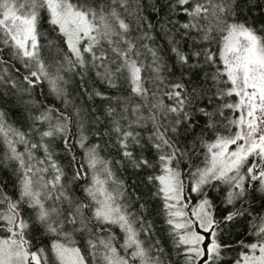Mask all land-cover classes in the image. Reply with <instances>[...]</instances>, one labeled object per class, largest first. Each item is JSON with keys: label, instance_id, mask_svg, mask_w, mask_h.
<instances>
[{"label": "snow or ice", "instance_id": "1", "mask_svg": "<svg viewBox=\"0 0 264 264\" xmlns=\"http://www.w3.org/2000/svg\"><path fill=\"white\" fill-rule=\"evenodd\" d=\"M0 264H264V0H0Z\"/></svg>", "mask_w": 264, "mask_h": 264}, {"label": "trees", "instance_id": "2", "mask_svg": "<svg viewBox=\"0 0 264 264\" xmlns=\"http://www.w3.org/2000/svg\"><path fill=\"white\" fill-rule=\"evenodd\" d=\"M45 91H46V86H45ZM38 93H39V90H37V95H38ZM9 117H10V121L15 119V117H12L11 114H9ZM118 175H120L121 178H123V179H127V180L129 181V183L131 184V178L128 177V175H127L126 173H118ZM132 190H133V189H131V188L129 189V191H132ZM6 191H7L9 194H12V192H13L11 186H9L8 189H7Z\"/></svg>", "mask_w": 264, "mask_h": 264}]
</instances>
